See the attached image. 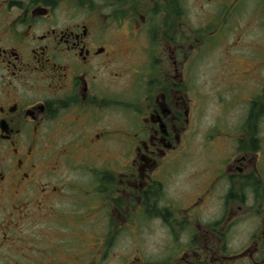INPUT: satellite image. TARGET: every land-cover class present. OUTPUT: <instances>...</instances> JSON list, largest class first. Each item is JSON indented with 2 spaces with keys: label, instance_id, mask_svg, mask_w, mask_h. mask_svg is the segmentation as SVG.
<instances>
[{
  "label": "flooded vegetation",
  "instance_id": "obj_1",
  "mask_svg": "<svg viewBox=\"0 0 264 264\" xmlns=\"http://www.w3.org/2000/svg\"><path fill=\"white\" fill-rule=\"evenodd\" d=\"M235 5L216 6L201 36L188 0H0L2 261L89 264L92 250L110 264L115 250L114 264H264V77L215 82L226 115L205 130L188 69L204 54L193 41L209 48L234 31ZM111 108L129 119L107 127ZM78 149L97 160L75 161ZM91 193L100 219L82 199ZM23 226L55 235L37 261ZM124 235L131 256L119 253Z\"/></svg>",
  "mask_w": 264,
  "mask_h": 264
},
{
  "label": "rangeland",
  "instance_id": "obj_2",
  "mask_svg": "<svg viewBox=\"0 0 264 264\" xmlns=\"http://www.w3.org/2000/svg\"><path fill=\"white\" fill-rule=\"evenodd\" d=\"M225 1L226 0H212L211 3L204 5V0H188L189 12L187 16V27H191L197 34H200L201 36L208 35L209 33L203 32V29L201 30V28H210L211 24L208 25V19L217 17V15H211V12H216L212 10L216 8V6H218L217 9L220 10V8L225 5ZM261 6V0H236V18H234L233 21L236 20L237 22L234 26V31L231 34H228L225 42V36L222 33H217L215 35V40L212 41L213 45H210L212 47L209 48L206 44H202V42H192L195 44V48H197L196 50H201L204 52L203 57L199 59V62H195L194 64L192 63L193 66H191V62L189 63L188 69L190 70V68H192L191 71L195 77L194 82L199 88V91L203 94V103L205 106L202 113L205 115L203 120L205 130L214 124L216 125L217 121L226 115L227 109L225 110L223 107L218 105L219 98L213 94V88L219 87L218 85H215V82L252 81V83H254L259 81V78L261 79L264 77V16ZM108 28H112V26L109 25ZM199 30H201V32ZM190 34L194 35L193 31L189 30V35ZM238 37H240V39ZM235 42L236 44H234ZM229 97L230 96L228 93L224 95V98L226 99ZM233 114H237V112ZM129 117V115H126L121 110L118 112L112 110L111 108L106 111L105 123L107 127H114L115 120L119 119V125H121L123 122L125 123L126 119H129ZM230 117L231 115L228 116L227 122L232 126L233 122L229 120ZM236 118L237 116L235 119ZM191 133L192 132H190V134ZM201 135V133H196V130L194 133H192L191 137H193V140L191 141V154L188 162H200L199 154L201 148L199 141H201ZM74 158L75 161L79 162L97 160L94 159L95 157L87 155L85 151L80 149L76 151ZM119 158L121 162H126V159H124L120 154ZM77 178L79 180L78 182H80V179H83V175L80 174ZM82 199H86L84 203L90 209V214L95 215L96 219H100L98 211L100 196L96 193H91L89 196H83ZM58 206L62 209H71L72 204L69 201H62L58 202ZM92 232V229H90L88 232L90 233L88 237L89 242L97 241L96 234L94 235ZM21 234L24 237L25 242H28V246L35 249L34 253L28 254V258H31L33 261L38 260L39 257L37 254L41 253L42 249L45 248L43 247L44 245L42 246V244L44 242H50V239L52 240L55 237L54 234L50 235L48 230L39 226L35 229H30L26 226H23L21 227ZM34 236L37 238L35 237L32 239ZM140 238L142 240H140ZM29 239H32L31 242H29ZM36 241L41 245L33 243ZM147 241H149L147 234H143L141 237H139V245L141 247L140 254L141 256L144 255L146 258H148L150 252L153 251L150 248L149 242ZM71 243L73 247H81L82 244L85 243V240L74 237L71 240ZM131 246L132 244L129 240V237L124 235L120 241L119 253L122 252L125 256L133 255L135 251L131 250ZM91 252L94 255V258L89 262V264H98L97 261L100 259V253L98 251L93 252L92 250ZM108 252L110 253L109 262L110 264H114L112 254L115 252V250H108L107 253ZM93 255H91V257ZM3 256L4 255H0V264H24L23 262L19 261L18 253L14 258L11 255L10 261L8 263L1 260ZM121 262V258H119V264H121Z\"/></svg>",
  "mask_w": 264,
  "mask_h": 264
}]
</instances>
